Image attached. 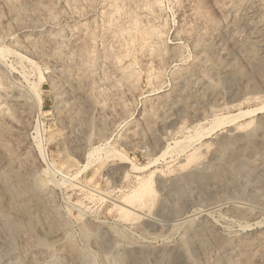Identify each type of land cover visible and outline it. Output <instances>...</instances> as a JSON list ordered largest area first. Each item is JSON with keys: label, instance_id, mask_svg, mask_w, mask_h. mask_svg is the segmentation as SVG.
I'll use <instances>...</instances> for the list:
<instances>
[{"label": "rangeland", "instance_id": "rangeland-1", "mask_svg": "<svg viewBox=\"0 0 264 264\" xmlns=\"http://www.w3.org/2000/svg\"><path fill=\"white\" fill-rule=\"evenodd\" d=\"M0 264H264V0H0Z\"/></svg>", "mask_w": 264, "mask_h": 264}, {"label": "bare ground", "instance_id": "bare-ground-1", "mask_svg": "<svg viewBox=\"0 0 264 264\" xmlns=\"http://www.w3.org/2000/svg\"><path fill=\"white\" fill-rule=\"evenodd\" d=\"M263 109V107H260V108H258L257 110L258 111H260V110H262ZM248 113H250V111H239V113H238V115H245V114H248ZM235 115V114H234ZM236 116V115H235ZM235 116H234V118H235ZM236 117H238V116H236ZM233 119V118H232ZM146 189H149V187H148V184L147 183H144V184H142V187H141V191H139V193L140 192H144Z\"/></svg>", "mask_w": 264, "mask_h": 264}]
</instances>
